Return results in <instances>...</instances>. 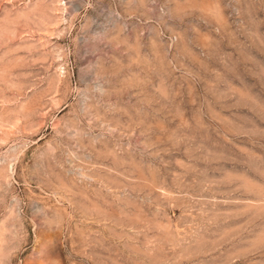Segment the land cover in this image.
Returning a JSON list of instances; mask_svg holds the SVG:
<instances>
[{
  "label": "rangeland",
  "instance_id": "1",
  "mask_svg": "<svg viewBox=\"0 0 264 264\" xmlns=\"http://www.w3.org/2000/svg\"><path fill=\"white\" fill-rule=\"evenodd\" d=\"M0 264H264V0H0Z\"/></svg>",
  "mask_w": 264,
  "mask_h": 264
}]
</instances>
